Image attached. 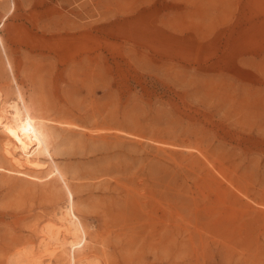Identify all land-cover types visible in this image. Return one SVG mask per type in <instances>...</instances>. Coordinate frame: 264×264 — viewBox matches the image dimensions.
I'll return each instance as SVG.
<instances>
[{
  "label": "rangeland",
  "instance_id": "obj_1",
  "mask_svg": "<svg viewBox=\"0 0 264 264\" xmlns=\"http://www.w3.org/2000/svg\"><path fill=\"white\" fill-rule=\"evenodd\" d=\"M14 3L0 36L58 126L89 264H264V0ZM56 202L0 178V264H33Z\"/></svg>",
  "mask_w": 264,
  "mask_h": 264
},
{
  "label": "bare ground",
  "instance_id": "obj_2",
  "mask_svg": "<svg viewBox=\"0 0 264 264\" xmlns=\"http://www.w3.org/2000/svg\"><path fill=\"white\" fill-rule=\"evenodd\" d=\"M8 2V9L0 19V28L15 10L14 0ZM0 54L14 87L13 98L0 96V148L6 160L5 164H0V178L22 182L25 187L32 186L49 198H62L61 203L56 202L57 209L47 219L46 226L39 230V245L29 250L26 259L33 264H43L44 256L58 254L60 264H89L86 228L75 212L69 178L58 162L60 150L54 144L58 141L55 140L58 126L24 97L13 76L1 36Z\"/></svg>",
  "mask_w": 264,
  "mask_h": 264
}]
</instances>
